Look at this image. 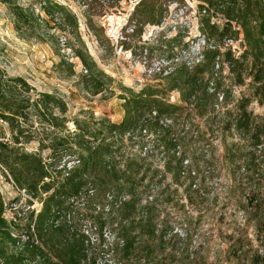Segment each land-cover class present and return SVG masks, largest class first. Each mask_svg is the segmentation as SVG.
<instances>
[{"label": "rangeland", "instance_id": "obj_1", "mask_svg": "<svg viewBox=\"0 0 264 264\" xmlns=\"http://www.w3.org/2000/svg\"><path fill=\"white\" fill-rule=\"evenodd\" d=\"M139 1L0 0V69L24 105L28 99L31 104L44 101L53 117L60 118L58 127L42 125L35 108L29 107L26 119L15 124L24 130L21 143H15L18 128L0 116V140L39 155L50 166L58 157L51 148H42L41 140L49 145L62 137L67 150L56 166L69 169L76 156L66 152L76 147L77 122L87 127L96 144L109 134L111 125L126 120L134 95L144 89L156 93L157 104L167 109L160 123L151 120L156 108L132 112L143 127L115 134L117 159L136 157L141 165L132 190L139 193L142 204L154 200L156 256L161 264H249L259 248L256 217L263 206L264 171L259 148L250 146L247 135L230 125L241 103L256 120H263L264 101L256 84L245 76L239 83L223 60L231 50L236 57L245 53L249 65L264 64L260 30L264 0H251L245 13L236 12L240 6L234 2L230 32L222 36L215 32L210 41L202 20L210 17L222 28L228 19L222 6L211 10L201 0H157L162 12L155 13L161 24L148 22L135 28L127 22ZM152 1L140 10H149ZM49 2L62 7L55 8L54 17L44 10ZM14 5L34 11L49 20L48 25L37 26L40 22L34 20L35 29L27 24L18 28ZM214 53L219 57L212 58ZM183 156L184 165L192 168L186 166L174 177L169 167ZM190 170L195 171L194 178ZM0 192L8 220L18 210L42 208L39 200L32 202L17 186L1 161ZM74 221L75 226L88 228L91 240L98 238L89 222L80 217ZM103 238L106 244L114 241L107 227ZM111 256L102 254L100 260ZM139 260L130 264H149Z\"/></svg>", "mask_w": 264, "mask_h": 264}, {"label": "trees", "instance_id": "obj_2", "mask_svg": "<svg viewBox=\"0 0 264 264\" xmlns=\"http://www.w3.org/2000/svg\"><path fill=\"white\" fill-rule=\"evenodd\" d=\"M1 1L10 3V0ZM155 1L157 2V0L151 2L149 10H140L148 5V0H140L127 22L129 26L137 28L148 22L160 25L161 16L156 17L155 10L162 12V6H157ZM201 1L211 10L222 6L228 18L222 28H219L217 23H211L210 17L203 18L202 30L207 34L208 41L215 32L221 36L230 32L228 27L229 22L235 17L232 13V6L235 3L240 6L236 12L241 10L245 13L251 7V0ZM50 2L44 6V10L46 14L54 17L55 8L62 7ZM12 7L18 28H22L20 24H27L29 29H35L34 20L40 22L37 26H45L49 23V20L40 18L30 9L18 5ZM247 14L251 16L250 12ZM71 16L74 22H77L76 17ZM260 16L262 19L260 30L264 34V13ZM240 22L243 27L247 25L242 20ZM250 32L248 36L252 37L253 34ZM251 40L255 38L252 37ZM204 56L206 57L205 54ZM217 56L219 57L214 53L212 58ZM223 61L228 63L230 72L239 83L244 82V76L250 78L256 84L254 87L256 93L264 101V64L258 65L253 61L249 65L245 53L236 57L231 50L224 53ZM9 82L10 80L5 78L4 72L0 69V116L10 122L13 128L19 127L15 124L20 122V118L26 119L29 107L35 108L42 125L59 126L60 118L53 117L44 101L31 104L28 99L27 105H24L21 94ZM191 85H193L192 81ZM148 95L149 98L145 99L144 96ZM156 95L147 89L134 95L129 101L132 105L129 107L126 120L121 124L111 125L108 129L109 134L96 144L89 139L90 132L87 127L77 122L80 131L74 133L73 137L76 147H69L66 152L67 155L76 156L74 165L69 169L65 165L62 168L56 166L67 150L63 149L66 142L62 137L52 139L49 145H44V141L41 140V147L51 148L52 155L58 157H55L58 161L51 163L50 166L39 155L21 152L19 148L0 140L1 163L7 168L17 186L27 191L32 202L37 199L42 203V208L38 212L31 208L26 211L18 210L13 219L8 220L4 216L5 201L0 192V264L27 262L30 264H130L139 259L149 264L162 263V259L155 254L156 245L153 242L157 232L153 216L154 200L142 204L141 197H138L139 193L132 190L141 171V165L136 157L123 160L117 159L115 154L119 147L116 146L119 142L116 141L115 134L131 133L130 131L144 125H139V118L133 119L132 112L150 111L156 108L158 110H155L156 115H151V120L156 124H159L162 115L167 113L166 107L155 101ZM239 107L240 109L233 114L230 128L243 131L251 142L250 146L257 150L259 148V165L264 171V119L256 120L253 113L246 110L245 104L241 103ZM61 108L62 111L65 110L64 106ZM17 130L15 143H21L19 140L24 130L19 128ZM175 164L174 167H169L174 177L184 173L186 166L192 168V164L184 165V156ZM192 172L195 171L190 170L189 175L194 178ZM191 186L192 183L189 188ZM262 202V211L256 217L260 218V223L256 226L259 248L250 255L249 264H264V200ZM76 217L89 222L91 231L98 232L96 240H91L88 228L83 230L75 226ZM106 227L114 236V241L110 244H106L103 238ZM238 250L242 252V249ZM139 252L143 255L142 258ZM106 253L112 255L111 259L100 260L101 255Z\"/></svg>", "mask_w": 264, "mask_h": 264}]
</instances>
